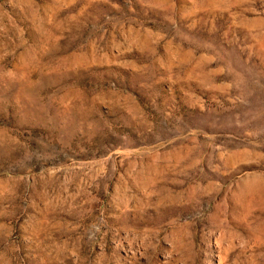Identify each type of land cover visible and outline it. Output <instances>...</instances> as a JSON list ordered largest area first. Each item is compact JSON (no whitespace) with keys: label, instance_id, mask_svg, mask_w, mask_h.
I'll list each match as a JSON object with an SVG mask.
<instances>
[{"label":"rangeland","instance_id":"1","mask_svg":"<svg viewBox=\"0 0 264 264\" xmlns=\"http://www.w3.org/2000/svg\"><path fill=\"white\" fill-rule=\"evenodd\" d=\"M0 264H264V0H0Z\"/></svg>","mask_w":264,"mask_h":264}]
</instances>
